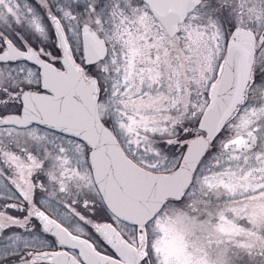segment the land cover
<instances>
[{
    "label": "snow or ice",
    "instance_id": "obj_1",
    "mask_svg": "<svg viewBox=\"0 0 264 264\" xmlns=\"http://www.w3.org/2000/svg\"><path fill=\"white\" fill-rule=\"evenodd\" d=\"M0 264H264V0H0Z\"/></svg>",
    "mask_w": 264,
    "mask_h": 264
}]
</instances>
